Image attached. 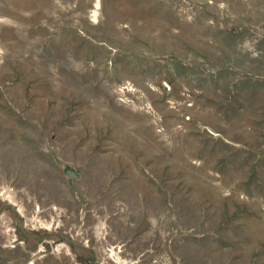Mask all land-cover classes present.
Masks as SVG:
<instances>
[{
    "label": "rangeland",
    "instance_id": "1",
    "mask_svg": "<svg viewBox=\"0 0 264 264\" xmlns=\"http://www.w3.org/2000/svg\"><path fill=\"white\" fill-rule=\"evenodd\" d=\"M0 264H264V0H0Z\"/></svg>",
    "mask_w": 264,
    "mask_h": 264
},
{
    "label": "water",
    "instance_id": "2",
    "mask_svg": "<svg viewBox=\"0 0 264 264\" xmlns=\"http://www.w3.org/2000/svg\"><path fill=\"white\" fill-rule=\"evenodd\" d=\"M69 175L70 176H72V177H74L75 176V174L74 173H72V172H69ZM79 175V174H78Z\"/></svg>",
    "mask_w": 264,
    "mask_h": 264
}]
</instances>
